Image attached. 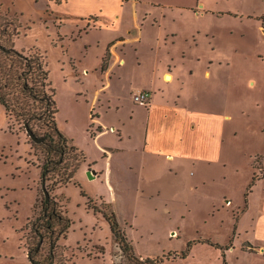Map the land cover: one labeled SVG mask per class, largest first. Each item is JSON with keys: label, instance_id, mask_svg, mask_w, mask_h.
<instances>
[{"label": "rangeland", "instance_id": "374dc122", "mask_svg": "<svg viewBox=\"0 0 264 264\" xmlns=\"http://www.w3.org/2000/svg\"><path fill=\"white\" fill-rule=\"evenodd\" d=\"M2 14L19 24L14 47L44 58L82 154L67 183L65 167L44 185V144L0 104V264H30L44 188L71 221L55 264H130L105 212L158 264H264L249 246L264 214V0H0ZM152 81L154 108L140 89Z\"/></svg>", "mask_w": 264, "mask_h": 264}, {"label": "trees", "instance_id": "16d2710c", "mask_svg": "<svg viewBox=\"0 0 264 264\" xmlns=\"http://www.w3.org/2000/svg\"><path fill=\"white\" fill-rule=\"evenodd\" d=\"M14 30L11 31L10 27ZM19 24L16 18L0 15V104L6 115L20 124V129L32 130L37 136L43 137L44 161L41 164V181L45 185L49 173L70 170L60 174L61 183H67L81 163L82 152L73 140L64 134L57 123L58 106L55 101V89L49 81V74L44 58L39 54L25 55L14 47L13 37L18 34ZM109 45H112L110 43ZM107 49L102 60L101 70L107 69ZM99 131L101 128L99 127ZM29 135V134H28ZM94 134L91 133V136ZM69 160V161H68ZM66 165V166H65ZM259 172L254 180L264 176V152L255 159ZM112 232L119 247L126 255L130 264H158V258H141L134 253L133 246L126 232L121 227L114 213L107 214ZM71 221L64 214L57 197L42 200L40 213L32 222L31 236L26 237V248L30 264H55L62 262L59 258L58 240L65 237ZM42 242V243H41ZM49 244L47 254L43 255V243ZM58 257V258H57Z\"/></svg>", "mask_w": 264, "mask_h": 264}, {"label": "crops", "instance_id": "0c3cea01", "mask_svg": "<svg viewBox=\"0 0 264 264\" xmlns=\"http://www.w3.org/2000/svg\"><path fill=\"white\" fill-rule=\"evenodd\" d=\"M203 12H205L204 10H201L200 11V13L202 14ZM206 13V12H205ZM261 31V30H260ZM261 33H262V31H261ZM214 34V33H213ZM263 35V34H262ZM120 39H118L117 40V43L120 41H124V39H125V37L124 36H120L119 37ZM195 57V56H194ZM263 57H264V55H263ZM198 58V57H197ZM124 62H125V58H124V60H123ZM212 61L213 62H215V61H217L216 59H212ZM112 64V63H111ZM110 64V65H111ZM227 65H229V66H232L234 63L232 62V61H228L227 63H226ZM194 67L195 66H193V71H194ZM206 72H208L209 73V76L211 75V71L208 69V71H203V76L204 77H206ZM175 73H177V70H165V71H163V74H162V76H163V78H165L167 81H173L174 80V78H175V76H176V74ZM169 75H170V78H168L169 77ZM189 78V81L191 80V78H190V75H187V76H185V79L182 77V79H181V81L182 82H184V80H185V83H187V79ZM230 81H233V78L231 77V80ZM251 83H253L254 81H253V79L250 81ZM156 85H157V82L156 81H152V86L151 87H143V88H140V89H145V90H147L149 93H150V105H149V107L151 108V107H153L154 108V106H155V101H154V97L157 95H155L154 94V92L156 91V89L157 90H159V87L157 88L156 87ZM185 85V84H184ZM251 85V84H250ZM233 102L232 101H227V107H228V109H230V108H232L233 107ZM198 113H200V111H198ZM198 120H200V119H198ZM196 123L194 122L193 123V127L194 128H196ZM197 127H198V124H197ZM261 222H260V224H259V226H258V232L260 231V234H259V237L258 238H256V239H253L252 240V242H250V244H252V245H249L250 247H251V249L254 251V250H256L259 254H261V253H264V214L263 215H261ZM253 253V252H252Z\"/></svg>", "mask_w": 264, "mask_h": 264}, {"label": "built area", "instance_id": "2783aa9c", "mask_svg": "<svg viewBox=\"0 0 264 264\" xmlns=\"http://www.w3.org/2000/svg\"><path fill=\"white\" fill-rule=\"evenodd\" d=\"M148 98H149V94L146 91H139L133 94V99L141 103H146Z\"/></svg>", "mask_w": 264, "mask_h": 264}, {"label": "water", "instance_id": "95a60500", "mask_svg": "<svg viewBox=\"0 0 264 264\" xmlns=\"http://www.w3.org/2000/svg\"><path fill=\"white\" fill-rule=\"evenodd\" d=\"M0 48L4 49V47L1 46V45H0ZM27 133H28L29 136H30L34 141H36V142H40V141L43 140V137L37 136V135H36L32 130H30V129H27ZM90 174H91V172H90ZM44 192H45V196H46V198H48V197H49V192L47 191L46 188H44Z\"/></svg>", "mask_w": 264, "mask_h": 264}, {"label": "bare ground", "instance_id": "6f19581e", "mask_svg": "<svg viewBox=\"0 0 264 264\" xmlns=\"http://www.w3.org/2000/svg\"><path fill=\"white\" fill-rule=\"evenodd\" d=\"M168 78H170V75H169V77Z\"/></svg>", "mask_w": 264, "mask_h": 264}]
</instances>
